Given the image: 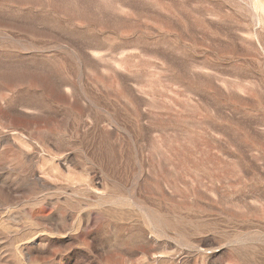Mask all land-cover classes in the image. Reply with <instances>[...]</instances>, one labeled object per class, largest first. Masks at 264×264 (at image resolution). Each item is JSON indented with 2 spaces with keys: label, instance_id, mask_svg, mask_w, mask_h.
<instances>
[{
  "label": "rangeland",
  "instance_id": "rangeland-1",
  "mask_svg": "<svg viewBox=\"0 0 264 264\" xmlns=\"http://www.w3.org/2000/svg\"><path fill=\"white\" fill-rule=\"evenodd\" d=\"M0 264H264V0H0Z\"/></svg>",
  "mask_w": 264,
  "mask_h": 264
}]
</instances>
